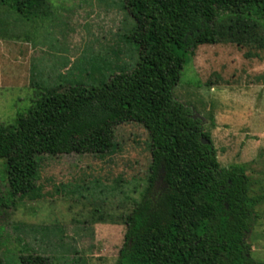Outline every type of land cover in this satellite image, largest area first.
I'll use <instances>...</instances> for the list:
<instances>
[{"label":"rangeland","instance_id":"1","mask_svg":"<svg viewBox=\"0 0 264 264\" xmlns=\"http://www.w3.org/2000/svg\"><path fill=\"white\" fill-rule=\"evenodd\" d=\"M44 10L26 18L0 7V126L44 88L98 85L136 62L123 0H46ZM174 97L202 118L220 166L248 164L249 196L264 194V50L198 46ZM150 163L148 133L136 123L115 127L105 154L42 157L37 192L25 198L9 197L0 161V264H115ZM254 213L251 257L264 262V201Z\"/></svg>","mask_w":264,"mask_h":264},{"label":"trees","instance_id":"2","mask_svg":"<svg viewBox=\"0 0 264 264\" xmlns=\"http://www.w3.org/2000/svg\"><path fill=\"white\" fill-rule=\"evenodd\" d=\"M123 2L134 20L126 40L136 62L98 85L44 88L13 124L0 126L9 197L36 194L42 157L105 154L115 127L136 123L148 133L151 163L141 199L123 218L115 264H264L251 257L254 208L264 194L249 196L248 164L221 167L202 118L174 97L198 46L264 50V0ZM45 6L46 0H0L26 18Z\"/></svg>","mask_w":264,"mask_h":264},{"label":"crops","instance_id":"3","mask_svg":"<svg viewBox=\"0 0 264 264\" xmlns=\"http://www.w3.org/2000/svg\"><path fill=\"white\" fill-rule=\"evenodd\" d=\"M46 12L44 9L43 10H35L32 11L33 16H37V15H41L42 13ZM26 46H29V48L31 49V51H33V46L31 45L30 41H27L26 43H24ZM30 69V64H29V68ZM251 251H254L253 247L251 246Z\"/></svg>","mask_w":264,"mask_h":264},{"label":"water","instance_id":"4","mask_svg":"<svg viewBox=\"0 0 264 264\" xmlns=\"http://www.w3.org/2000/svg\"><path fill=\"white\" fill-rule=\"evenodd\" d=\"M194 118H200V117H199L198 115H195ZM200 119H201V118H200ZM201 142H202V144H208V143H209V141H207V140L204 139V138L201 140Z\"/></svg>","mask_w":264,"mask_h":264}]
</instances>
